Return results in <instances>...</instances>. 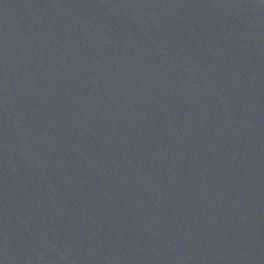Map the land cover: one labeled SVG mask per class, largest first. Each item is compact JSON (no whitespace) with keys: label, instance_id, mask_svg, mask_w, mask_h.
Wrapping results in <instances>:
<instances>
[{"label":"water","instance_id":"95a60500","mask_svg":"<svg viewBox=\"0 0 264 264\" xmlns=\"http://www.w3.org/2000/svg\"><path fill=\"white\" fill-rule=\"evenodd\" d=\"M0 264H264V0H0Z\"/></svg>","mask_w":264,"mask_h":264}]
</instances>
